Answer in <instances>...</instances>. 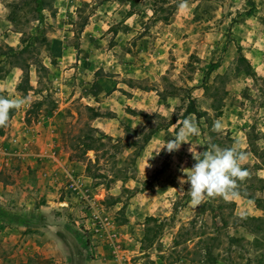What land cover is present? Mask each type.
<instances>
[{
  "label": "rangeland",
  "instance_id": "rangeland-1",
  "mask_svg": "<svg viewBox=\"0 0 264 264\" xmlns=\"http://www.w3.org/2000/svg\"><path fill=\"white\" fill-rule=\"evenodd\" d=\"M46 3L0 0V95L27 98L0 128V264H264V0ZM184 118L198 152L246 154L239 199L191 205V144L156 153Z\"/></svg>",
  "mask_w": 264,
  "mask_h": 264
},
{
  "label": "clouds",
  "instance_id": "clouds-1",
  "mask_svg": "<svg viewBox=\"0 0 264 264\" xmlns=\"http://www.w3.org/2000/svg\"><path fill=\"white\" fill-rule=\"evenodd\" d=\"M179 6L187 7V0H181ZM26 102V97L9 99L0 95V128L7 125L10 111L21 109ZM212 127L213 131H219L222 125L220 121H214ZM197 135H199V127L195 120L184 118L178 121V131L174 138L162 142L156 153L159 154L161 150L173 153L178 151L181 145L191 144L188 152L195 163L191 168L181 169L186 179L181 178L179 183L181 186L189 185L187 192L194 208L210 198L239 199V183L249 177L248 170L243 167L247 159L246 154L239 150L238 145L221 148L213 144L207 150L198 152L197 146L189 142L190 137Z\"/></svg>",
  "mask_w": 264,
  "mask_h": 264
},
{
  "label": "trees",
  "instance_id": "trees-1",
  "mask_svg": "<svg viewBox=\"0 0 264 264\" xmlns=\"http://www.w3.org/2000/svg\"><path fill=\"white\" fill-rule=\"evenodd\" d=\"M35 4H36V7L35 9L40 12L42 9L46 8L47 6V3H46V0H34ZM13 4V3H12ZM14 7H16L14 5ZM17 12H14L12 11L10 14H9V18L10 20H14L15 19V16H13L14 14H16ZM237 53H238V58H237V63L238 65H243L245 64L246 67L248 68V70L251 71V66L249 65L248 61L245 59V57L241 54L240 50L237 49ZM193 102H190V107H188V109L186 110L185 114H193L195 116L196 119H198L200 117V114L198 111H196V109L193 107ZM248 199L250 200H255L253 199V197H248ZM258 202V201H257ZM147 220H152L151 218H147ZM246 222L247 221H252L254 222V227L255 229H257V231H260L261 230V227H259V223L261 222H264V219H260V218H245ZM208 262V261H207ZM260 264V263H259Z\"/></svg>",
  "mask_w": 264,
  "mask_h": 264
}]
</instances>
